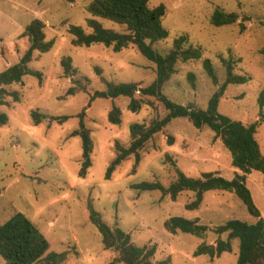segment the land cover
<instances>
[{
	"label": "rangeland",
	"instance_id": "1",
	"mask_svg": "<svg viewBox=\"0 0 264 264\" xmlns=\"http://www.w3.org/2000/svg\"><path fill=\"white\" fill-rule=\"evenodd\" d=\"M89 1L0 0V71L16 63L27 48L21 33L30 20L44 22L45 39L53 40L48 51H34L27 64L41 72V79L25 74L20 83L7 86L10 94L5 97L6 104L0 105V112L7 116L0 125V223L22 212L47 239L49 250L67 251L62 264H118L116 252L103 247L89 220L90 204L110 228L129 233L134 244L153 246V264L162 259H168L169 264H236L237 239L231 241V251L218 257L193 255L199 243H214L217 235L213 227L232 218L254 221L233 192L206 191L199 207L187 210L185 204L194 198L193 192L182 191L171 200L159 190L137 192L131 187L143 180L167 187L175 180L176 169L194 178L204 172L232 178L237 169L231 164L230 153L210 128H196L187 118L175 117L139 150L134 171L131 154L105 179L106 167L117 153L116 143L123 147L130 143L129 125L160 120L167 109L155 96L139 93L135 96L142 103L136 113L127 109L128 97L89 101L95 90L106 88V82L146 86L156 75L154 63L132 44L115 52L101 43H71L69 25H79L85 33L91 31L86 23L91 17L86 10ZM161 3L165 6L162 25L168 34L153 42V49L165 53L174 38L184 35L187 44L201 51L199 59L176 62L162 93L176 103L205 109L225 78L220 58L231 56L235 60L233 71L248 80L228 84L217 111L243 124L258 121L255 138L264 155V120L259 121L257 103L259 92L264 90V0H149L148 6ZM215 11L235 13L236 20L215 25L211 20ZM96 19L105 28L124 31L122 25ZM62 58L70 60L73 76L64 73ZM204 58L211 61L216 84L203 69ZM70 86L75 92L66 95ZM13 92L18 94L17 101ZM113 105L120 110L118 124L107 120ZM33 109L47 117L34 124L30 116ZM81 112L93 140L91 165L83 177L78 175L80 137L70 135L78 127ZM50 116L68 118L59 122ZM246 186L264 219V173L252 171L246 176ZM174 215L197 218L209 230L202 237L171 233L163 223ZM0 264H6L1 257Z\"/></svg>",
	"mask_w": 264,
	"mask_h": 264
},
{
	"label": "trees",
	"instance_id": "2",
	"mask_svg": "<svg viewBox=\"0 0 264 264\" xmlns=\"http://www.w3.org/2000/svg\"><path fill=\"white\" fill-rule=\"evenodd\" d=\"M149 0H90L86 5L87 12L91 15L86 19L91 28L85 33L79 25L71 24L68 32L72 35L71 43L75 46H90L101 43L111 47L115 52L134 45L137 50L155 65V78L146 86H138L139 83H113L106 82L104 90H95L89 98H116L128 97L127 109L136 113L141 107L140 95H150L158 98L167 109V114L160 120L151 121L148 125L133 122L129 125L130 143L123 147L116 143L117 153L106 167L104 177L109 179L110 174L117 165L127 156H134V167L138 164L139 150L169 121L175 117L187 118L193 126L210 128L216 137H219L223 146L228 150L231 164L237 171L230 179L212 172H204L200 177H189L181 170L176 169V178L167 187L158 181L143 180L133 183L131 187L137 192L159 190L167 194L171 200H175L182 191L194 193V198L185 204L187 210H195L199 207L203 194L206 191L233 192L243 203L247 212L254 218L253 222H247L237 218L226 220L224 223L213 227L211 230L217 235L213 244L201 242L197 245L193 255L206 254L210 258L218 257L223 252L232 250L231 241L238 240L236 264H264V219L259 209L255 206L251 193L246 186V176L252 171L264 173V155L261 153L255 132L258 121L243 124L220 114L217 111L219 98L228 84L245 83L248 77L233 71L235 60L231 56L221 57L225 68L224 81L218 86L207 101L205 109L182 105L167 98L162 93V86L175 72V64L178 60H196L201 57L200 47L187 44V37L180 35L173 40L172 47L165 53H159L152 47V43L164 39L168 32L162 25V17L165 14V6L161 3L154 7L148 6ZM235 13H223L215 11L211 20L215 25L233 23L236 20ZM102 18L115 22L124 27V31H115L105 28L96 19ZM44 22L38 18L30 20L23 28L21 35L27 40L28 46L19 60L0 71V105L6 104L5 97L9 95L7 86L20 83L25 74L35 75L41 79V72L28 67L34 51L44 53L48 51L53 40H46ZM243 24L240 23V30ZM63 71L68 76H73L75 69L68 58L60 61ZM202 66L211 81L216 84L215 70L208 58L202 60ZM192 78V73L188 74ZM75 89L70 86L65 91L66 95L74 94ZM12 98L17 101L18 94L13 92ZM260 108L259 121L264 120V90L257 96ZM34 124H38L46 118L45 114L37 109L30 111ZM59 122L68 116H50ZM83 112L79 114L78 127L71 131V136H79L81 141V161L78 175L83 177L91 165V153L93 140L90 130L83 123ZM7 120L4 112H0V125ZM107 120L112 124L120 122V110L113 105L107 113ZM89 220L96 227L100 241L105 249L116 252L115 261L118 264H153L152 257L154 247L136 245L131 241L129 233L119 227L110 228L100 217V214L89 204ZM165 229L171 233L177 231L189 233L196 237H202L209 228L198 222L197 218H186L179 215L170 216L163 223ZM225 234V238L221 235ZM0 257L6 264H62L67 258V251L56 252L49 250V243L41 231L22 213L15 212L8 219L0 223ZM157 264H169L168 259H162Z\"/></svg>",
	"mask_w": 264,
	"mask_h": 264
}]
</instances>
